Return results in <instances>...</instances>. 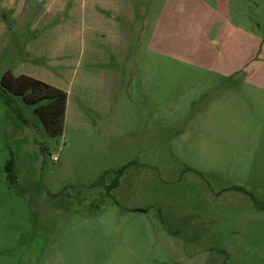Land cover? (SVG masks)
Wrapping results in <instances>:
<instances>
[{"label": "rangeland", "instance_id": "rangeland-1", "mask_svg": "<svg viewBox=\"0 0 264 264\" xmlns=\"http://www.w3.org/2000/svg\"><path fill=\"white\" fill-rule=\"evenodd\" d=\"M5 74L0 264H264V0H0Z\"/></svg>", "mask_w": 264, "mask_h": 264}, {"label": "trees", "instance_id": "trees-1", "mask_svg": "<svg viewBox=\"0 0 264 264\" xmlns=\"http://www.w3.org/2000/svg\"><path fill=\"white\" fill-rule=\"evenodd\" d=\"M12 96L22 98L25 104L37 106L34 113L51 137L62 134L67 104L66 92L28 76L13 77L10 74H5L0 81V99L5 100L4 104L8 109L12 103L9 98ZM4 170L8 184L17 186L13 157H10L6 162ZM122 172L123 170L120 174ZM98 184L100 183L97 182L95 185ZM116 187H118V176L106 187V194L109 196V193Z\"/></svg>", "mask_w": 264, "mask_h": 264}, {"label": "built area", "instance_id": "built-area-1", "mask_svg": "<svg viewBox=\"0 0 264 264\" xmlns=\"http://www.w3.org/2000/svg\"><path fill=\"white\" fill-rule=\"evenodd\" d=\"M53 161H57V159L56 158H53Z\"/></svg>", "mask_w": 264, "mask_h": 264}]
</instances>
